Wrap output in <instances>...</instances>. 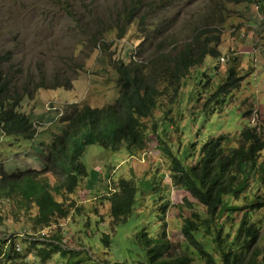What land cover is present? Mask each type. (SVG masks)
Here are the masks:
<instances>
[{"label": "rangeland", "instance_id": "1", "mask_svg": "<svg viewBox=\"0 0 264 264\" xmlns=\"http://www.w3.org/2000/svg\"><path fill=\"white\" fill-rule=\"evenodd\" d=\"M133 1L0 0V55H11L3 70L18 87L34 91V98H25L21 111L30 115L36 129L32 141L0 132V166L8 172L43 167L42 153L61 134L65 125L60 119L68 105L104 108L114 104L120 96L114 64H128L137 58L143 61L141 55L148 52L154 30L155 34L160 31L173 35V42L179 47L189 42L198 29H217L221 39L219 55L214 59L208 57L203 66L183 79L178 100L169 104L167 97H161L154 115L146 120L150 130L145 152H154L156 156L138 154L134 158L125 148L111 152L99 145L88 146L83 157L88 178L82 180L75 198H66L74 204L73 211L54 227L34 231L32 218L38 213L36 208L19 213L14 201L1 204L4 224L0 227V239H12L17 232L26 230L37 241H57L50 239L49 234L62 227L63 239L57 242L71 254H56L47 264H139V260L146 259V251L136 239L143 229L152 236L166 230L174 243L172 256L182 257L187 245L178 236L181 237L184 221L198 212L205 217V209L195 200L193 208L187 207L184 199L188 194L174 185L170 161L160 146L175 151L184 165L187 162L192 166L210 137L228 135L234 141L230 146L236 147L244 128L264 125V0L253 4L171 0L170 11H152L144 6L139 15L123 21L121 13ZM143 1L149 5L158 0ZM124 30V38H118ZM210 60L213 61L209 69ZM230 71L243 77L240 88L226 98L218 111L216 107L214 113L207 112L206 101ZM47 102L54 109L48 111ZM160 139L166 144L159 143ZM261 157L264 161V152ZM161 176L164 178L158 182ZM49 179L55 183L53 175ZM122 179L147 180L150 186L140 185L137 210L114 227L107 196ZM254 185L255 189L245 198L233 203L234 207L245 209L226 212L214 223L212 240L200 241L214 244L218 234L222 241L233 238L246 213L249 224L259 231L256 246L262 252L260 259L264 257V207L251 209L252 205L264 203V182ZM63 199L57 197L60 202ZM165 205L168 210L163 216ZM103 235L110 238L109 244H102ZM20 244L22 250H28V244ZM212 252L216 258L219 256ZM28 260L30 264L39 263L35 250ZM193 264L205 262L195 256Z\"/></svg>", "mask_w": 264, "mask_h": 264}, {"label": "trees", "instance_id": "2", "mask_svg": "<svg viewBox=\"0 0 264 264\" xmlns=\"http://www.w3.org/2000/svg\"><path fill=\"white\" fill-rule=\"evenodd\" d=\"M224 1L253 4L261 0ZM144 6L152 11H170L173 2L158 0L145 5L143 0H134L132 6L126 7L121 13L122 20L129 21L139 15ZM126 32L124 30L118 38H124ZM218 33L214 28L198 29L189 42L179 47L173 42L176 40L173 35H164L160 31L155 34L154 30L148 52L141 55L143 61L128 64L118 61L114 64L116 85L120 93L114 104L104 108L68 105L60 119L65 126L42 153L44 165L41 169L27 168L8 172L0 166V213L1 204L5 201H14L19 213H29L36 208L38 213L32 218L34 231L57 226L60 221L67 219L74 204H70L66 198H75L82 180L89 175L83 161L88 146L99 145L111 152H119L125 148L134 158L138 154L143 157L149 154L156 156L154 152H145L150 130L146 120L154 115L161 97H167L169 104L176 102L183 79L195 68L203 66L208 57L214 59L219 55L217 47L220 46L221 39ZM159 37L161 39L158 42ZM212 43L216 48L212 47ZM10 56V53L0 55V132L5 136L32 141L36 137L35 124L30 115L21 111V106L25 98H31L33 93L28 87H18L13 78L5 74L3 64L9 61ZM212 61L208 62L209 69ZM243 80L235 71H230L227 79L206 101V111L214 113L216 107L218 111L224 106L226 98L240 88ZM160 142L166 144L162 139ZM232 142L234 141L224 134L210 137L200 149L197 163L192 166L187 162L184 165L175 151L174 154L172 150L160 146V150L170 161L174 185L188 194L184 199L187 207L193 208L192 200H195L204 207L205 217L198 212L185 219L180 231L181 237L177 235L187 245L186 254L182 257L172 256L174 243L166 230L157 236H152L147 229L138 232L137 242L146 251V259L139 260V264H193L195 256L205 264H264V257L260 259L262 252L256 246L259 231L249 224L246 213L233 238L227 237L222 241L220 234L217 237L214 235V244L212 242L209 245L199 240H212V227L216 220L226 212L243 211L245 207L238 209L233 203L245 198L248 192L255 189L254 184L264 182V161H261L264 152V125H248L239 135L236 147L230 146ZM49 175H53L55 183L51 182ZM163 178L161 176L158 182ZM140 185L147 188L150 182L122 179L114 192L107 196L114 227L124 223L137 210ZM57 197L64 199L60 202ZM263 207L264 203L260 202L252 205L251 209ZM167 210L165 205L163 216ZM3 224L4 218L0 215V227ZM49 237L57 241L63 239L62 227L55 233L51 230ZM101 240L102 244L110 243L107 235H103ZM15 241L28 244V250L17 251ZM15 241L5 248L1 264L4 261L5 264H30L26 259L32 250L36 251V257L40 260L38 264H47L59 253L64 256L71 254L56 243L27 242L20 239ZM5 244L7 241L0 239V245ZM212 251L219 256L216 258Z\"/></svg>", "mask_w": 264, "mask_h": 264}, {"label": "built area", "instance_id": "3", "mask_svg": "<svg viewBox=\"0 0 264 264\" xmlns=\"http://www.w3.org/2000/svg\"><path fill=\"white\" fill-rule=\"evenodd\" d=\"M13 236L14 237L12 239H10V237L5 239L7 241V244L1 245L2 248H0V263H1L2 258L4 257L5 248H7V246L9 244H11L13 241H15V239L25 240L27 242H36L37 241V238H35L34 234L28 233L26 230L19 231L16 234H14ZM43 240L45 241L46 238H43ZM15 242H17V241H15ZM45 242L56 243V244H60V245L62 244L61 242H57V241H53V240H47ZM21 247L22 246L20 245V242H17V244H16L17 251H21L22 250ZM1 252H3V253H1Z\"/></svg>", "mask_w": 264, "mask_h": 264}, {"label": "clouds", "instance_id": "4", "mask_svg": "<svg viewBox=\"0 0 264 264\" xmlns=\"http://www.w3.org/2000/svg\"><path fill=\"white\" fill-rule=\"evenodd\" d=\"M135 62H141V60H139L138 58L137 59H133ZM222 61L223 62H226V59L225 58H222ZM29 97H27V99H28ZM34 98V91H33V95H32V97L31 98H29V99H33ZM46 106H48V111H51L52 109H54V106H52V104L51 103H49V102H47L46 103ZM62 116H63V114H62ZM62 116H61V118H62Z\"/></svg>", "mask_w": 264, "mask_h": 264}]
</instances>
